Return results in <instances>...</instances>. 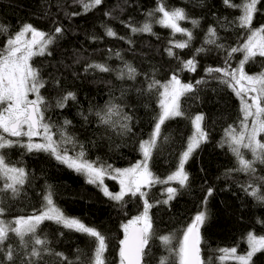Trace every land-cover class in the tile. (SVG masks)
<instances>
[{
	"label": "trees",
	"instance_id": "1",
	"mask_svg": "<svg viewBox=\"0 0 264 264\" xmlns=\"http://www.w3.org/2000/svg\"><path fill=\"white\" fill-rule=\"evenodd\" d=\"M232 2L239 4L241 0ZM163 3L168 9L183 8L189 17L199 21V26L195 28L189 20L179 22L181 27L193 31L194 39L188 48L173 49L180 60L195 56L197 66L194 72L179 71L180 60L170 57L165 51L170 46L169 41H182L186 37L181 33L173 35L171 29L155 23L159 14L152 18L155 35L133 34L125 26L126 23L142 25L147 19L146 13L157 7L158 0H104L102 5L86 14L71 18L65 15L66 11L82 12L75 0H0V25L7 26L10 33L18 31L25 23H31L44 32H52L56 26L63 27L64 35L50 46L52 55L36 56L31 61L34 67L41 69L40 74L46 81L45 87L40 89L47 106L44 110L45 122L59 126L65 120L71 121L66 126L67 131L84 146L86 159L111 165L113 169L130 167L139 162L142 156L140 141L148 139L153 129V117L160 110L156 91H137L146 89L148 81L145 74L149 78L154 75L155 79L165 83L173 73H177L182 83L195 85L194 92L181 97L184 115L168 120L162 126L161 138L149 161L150 170L161 180H166L176 171L189 137L193 135L190 118L197 114L204 116L203 127L208 138L185 163V171L189 175L187 187L180 188L177 182L169 181L142 189L147 192L145 198L153 205L149 210L153 235L144 264H159L160 257L168 255L162 237H171L168 247H178L184 228L202 208L205 197L209 218L200 228L201 257L205 264H238L235 259L221 260L219 250L236 247V254L243 255L248 249L246 237L249 232L264 236V203L242 190L241 185L252 179L247 174L232 172L226 175L237 164L228 145L221 146V142L225 139V129L230 125L239 129L240 99L230 88L213 78L218 74L209 75L205 71L209 67H224L226 52L214 45H204V39L209 27H214L220 38L218 43L226 48L239 47L248 32L235 23L240 11L226 6L223 0H163ZM258 7L261 12L254 17V28L264 25V2ZM106 12L112 15L106 16ZM105 26L111 27L117 36L108 37ZM5 39L4 35H0V47ZM202 45L211 51L197 55L194 50ZM117 52L122 59L116 56ZM78 56L81 62L74 63ZM241 59L243 53H233L229 60L231 67L236 68ZM91 62L106 64L117 71L127 62L140 74L133 81L118 80L116 71L85 72L86 64ZM244 70L248 74L264 71V58L250 60L244 65ZM50 77L58 79L60 84H54ZM197 80L206 83L196 85ZM122 88L127 89L123 96ZM67 91L74 92L76 99L67 101L64 107H57L56 100ZM31 96L35 99L34 94ZM109 101L118 105L122 114L132 118L128 122L131 132L122 133L119 124L123 121L119 115L112 116V121L117 122L115 127L100 123L95 113L104 110ZM84 116L88 117L87 121ZM258 138L264 140V134ZM54 139H59V136ZM26 142V138L21 139V143ZM79 144L75 150L71 144L64 147L69 149L70 154L76 155L80 150ZM0 151L9 164L23 167L28 173L19 196L13 198L10 192H0V207L5 209L0 219L11 221L16 217L32 215L42 207L43 196L50 186L57 207L67 216L81 220L105 236L108 245L104 254L106 264H119L123 225L142 214L144 198L126 195L123 201H114L96 185L87 183L82 173L60 163L47 152H28L20 146ZM242 151L245 158H252L246 149ZM255 175L264 177V165H256ZM104 178L110 190H117L114 179L109 176ZM2 183L0 180V185ZM259 183L256 181V184ZM168 187L178 188L179 194L164 204L163 201L168 199ZM208 188L213 189L211 196L207 195ZM38 233L47 237L54 252L63 253L74 264H87L92 255L94 244L84 234L65 229L52 221L41 224ZM7 244L17 247L18 240L10 234ZM15 264H22L19 257ZM38 264L61 262L54 255L44 254ZM170 264H178V259L170 257ZM251 264H264V251L257 252Z\"/></svg>",
	"mask_w": 264,
	"mask_h": 264
},
{
	"label": "snow or ice",
	"instance_id": "2",
	"mask_svg": "<svg viewBox=\"0 0 264 264\" xmlns=\"http://www.w3.org/2000/svg\"><path fill=\"white\" fill-rule=\"evenodd\" d=\"M223 2L226 6L240 11L241 14L237 17L235 23H238L240 28L246 29L248 32L245 41L239 47L226 48L222 43H218L220 38L214 27H209L204 39V45H214L216 49L226 52L224 67H209L205 71L209 75L218 74L213 78L218 79L230 88L240 99L241 119L239 129L230 125L225 129V139L221 142V146L228 145L237 164L226 175H230L232 172L247 174L252 179L250 182L241 185L242 190L258 202L264 203V191H262L264 189V177L255 175L256 165H264V140L258 138L261 134H264V71L257 74H248L244 70V65L250 60L256 57L264 58V25L256 28L252 26L254 17L261 12L258 5H261L264 0H241L239 4L233 3L232 0H223ZM75 3L82 8V12L66 11L65 15L69 18L86 14L102 5L104 0H75ZM158 14L159 18L155 20V23L171 29L173 35L181 33L186 37L182 41H169L170 46L165 49L170 57L180 60L173 49L190 47L194 36L191 29L181 27L179 22L189 20L193 28L199 26V21L189 17L183 8L168 9L163 0H158L157 7L146 13L147 19L142 25L135 26L126 23L125 26L133 34L149 33L155 35L152 18ZM105 15L111 16L112 13L106 12ZM121 23L125 22L121 21ZM64 31L63 27L56 26L52 32H44L38 30L31 23H25L18 31L10 33L7 26L0 25V35L6 37L3 46L0 47V150L20 146L28 152H47L60 163L84 174L87 177V183L101 188L103 194L114 201H123L126 195L133 197L139 195L144 198L142 214L134 217L128 224L123 225L124 238L119 242L118 253L119 264H144V258L148 254L149 242L153 235L152 220L149 216V210L153 205L145 198L147 192L142 189L151 187L156 183L167 184L169 181H176L180 188L187 187L189 175L185 171V163L195 149L208 138V134L203 127L204 116L203 114H197L195 117L190 118L195 131L189 137L187 148L181 154L176 171L170 174L166 180H161L150 170L149 161L161 138L162 126L166 121L184 115L181 109V97L194 92L195 85L182 83L177 73H173L165 83L155 79L154 75L149 78L148 74H145L148 81L146 89H137V91L148 93L156 91L159 95L160 110L153 117V129L148 139L140 141L139 148L143 160L126 169H113L111 165L89 161L86 159L84 146L79 144L75 137L67 131L66 126L71 124V121L65 120L63 125L59 126L45 122L44 110L47 106L44 97L40 95V89L45 87L46 81L40 74L41 69L34 67L31 63L36 56L52 55L49 50L50 46L64 35ZM105 34L108 37L117 36V33L107 26H105ZM92 39H97V37H92ZM120 39L124 38L120 37ZM128 42L132 43L131 40ZM204 45L194 50L197 55L211 51L210 48H206ZM236 52L243 53V59L239 61L236 68H232L229 60L232 54ZM116 56L122 59L119 52L116 53ZM80 62L78 56L74 63ZM180 65L179 71H196L197 61L195 56L188 60H180ZM90 70L105 73L116 71L118 80L128 79L134 81L137 75L140 74L135 67L127 62L118 71L103 63H87L84 71L89 72ZM153 72H155V69ZM73 75L76 74L73 73ZM50 78L53 79L54 84H60L58 79ZM202 83H206V81H196V85ZM126 91L127 89L122 88L121 95L123 96ZM30 94H34L35 99H29ZM75 99L76 94L67 91L56 100V106L64 107L67 101ZM95 114L99 117L101 124L112 127H115L117 123L112 121V116L119 115L123 121L119 124L122 133L131 132L128 122L132 118L127 114H122V109L118 105L112 104L111 101L105 106L104 110L97 111ZM84 119L87 121L88 117L84 116ZM54 128L56 131H53ZM57 135L59 139H54ZM23 137L28 138L26 143H21L20 138ZM33 137H41L42 142H34ZM68 144L74 146L73 150L79 144V152L74 156L69 155V149L64 147ZM242 149L250 152L252 158H245ZM113 172L115 175H112ZM105 176L119 180L120 191L118 193L114 194L103 186ZM27 178L28 173L26 170L23 167L9 164L3 152L0 151V180L3 181L0 185V192H10L13 198L19 196ZM256 181H260V183L256 184ZM166 191L168 199L163 201L164 204H167L179 194V189L174 187H168ZM212 191V188H208L207 195L211 196ZM43 201L42 207L30 216L16 217L11 221L0 219V264H15L18 257L21 259L22 264H38L44 254L56 256L61 264H64V262L74 264L63 253L54 252L49 247L50 242L47 237H42L38 233L40 225L45 221H52L65 229L90 237L94 249L87 264H106L104 254L108 245L105 236L95 228L85 225L81 220L67 216L57 207L50 186L43 196ZM202 205V208L184 228L177 248L168 247L171 237L161 238L168 255L161 256L159 264H170V257L172 256L178 259V264H205L201 257L200 228L209 218L206 207L207 197L202 201ZM4 213L5 209L0 207V216H3ZM10 234L17 238V247H13L11 244L6 245ZM246 240L249 246L246 254L237 255L236 247L220 249L219 251L223 254L220 259L232 258L238 261V264H251L252 257L257 252L264 251V236H257L249 232Z\"/></svg>",
	"mask_w": 264,
	"mask_h": 264
},
{
	"label": "rangeland",
	"instance_id": "3",
	"mask_svg": "<svg viewBox=\"0 0 264 264\" xmlns=\"http://www.w3.org/2000/svg\"><path fill=\"white\" fill-rule=\"evenodd\" d=\"M162 90V89H161ZM29 99H32V96L31 97H29ZM195 131V130H194ZM194 131H193V133H194ZM24 138H26V140H28V138L27 137H23V138H20V139H24ZM33 139V141L34 142H42V138L41 137H33L32 138ZM69 155H72V154H70L69 153ZM74 156V155H73ZM141 160H143V155L140 157V159L138 160L139 162L141 161ZM133 165H135V164H133ZM133 165H131L130 167H132ZM130 167H126V168H130ZM126 168H122V169H126ZM84 175V174H83ZM112 175H115V173L113 172L112 173ZM85 176V175H84ZM85 178L87 179V177L85 176ZM110 178V177H109ZM115 180V182L117 183V186H118V188H117V190H115V191H112V190H110L109 189V187H108V184L106 183V181H105V178H104V187H107L108 188V190L110 191V192H112V193H118L119 191H120V184H119V180L118 179H114ZM171 182H176V181H171ZM101 189V188H100ZM102 190V189H101ZM128 224V223H127ZM123 231H124V229H123ZM123 238H124V234H123ZM248 244V243H247ZM248 246V245H247ZM249 250V246H248V249H247V251ZM247 253V252H246ZM245 253V254H246ZM223 255V254H222ZM226 259H232V258H226Z\"/></svg>",
	"mask_w": 264,
	"mask_h": 264
}]
</instances>
